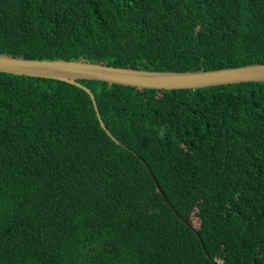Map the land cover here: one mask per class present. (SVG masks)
Wrapping results in <instances>:
<instances>
[{
	"label": "trees",
	"instance_id": "1",
	"mask_svg": "<svg viewBox=\"0 0 264 264\" xmlns=\"http://www.w3.org/2000/svg\"><path fill=\"white\" fill-rule=\"evenodd\" d=\"M0 53L264 62V0H0ZM75 80L97 116L73 83L0 71V264H264V80Z\"/></svg>",
	"mask_w": 264,
	"mask_h": 264
},
{
	"label": "water",
	"instance_id": "2",
	"mask_svg": "<svg viewBox=\"0 0 264 264\" xmlns=\"http://www.w3.org/2000/svg\"><path fill=\"white\" fill-rule=\"evenodd\" d=\"M0 71L27 76L56 78L73 83L81 87L88 94L96 116V107L91 92L75 79H96L116 84L154 89L195 88L214 84L264 80V62L210 69L173 71L114 66L86 60L12 56L4 53H0ZM98 122L111 139L124 146V144L119 142L106 130L102 122ZM148 173L155 187L160 190L150 170ZM170 208L171 210L173 209L172 207ZM182 220L185 222L186 218Z\"/></svg>",
	"mask_w": 264,
	"mask_h": 264
},
{
	"label": "clouds",
	"instance_id": "3",
	"mask_svg": "<svg viewBox=\"0 0 264 264\" xmlns=\"http://www.w3.org/2000/svg\"><path fill=\"white\" fill-rule=\"evenodd\" d=\"M155 188H156V187H155ZM164 202L169 206V208L172 207L171 204L169 203V201L167 200V198H165ZM172 208H173V207H172ZM170 209H171V208H170Z\"/></svg>",
	"mask_w": 264,
	"mask_h": 264
}]
</instances>
